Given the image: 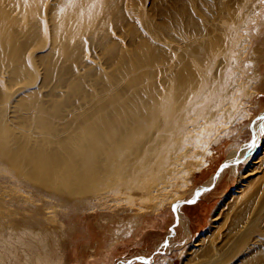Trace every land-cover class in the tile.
I'll return each mask as SVG.
<instances>
[{
  "label": "bare ground",
  "instance_id": "1",
  "mask_svg": "<svg viewBox=\"0 0 264 264\" xmlns=\"http://www.w3.org/2000/svg\"><path fill=\"white\" fill-rule=\"evenodd\" d=\"M226 4L221 1V5ZM46 7L49 9L47 19L41 16ZM231 9L228 6L226 18ZM121 10L122 0H52L50 6L46 0H0V82L12 79L18 84V91L35 87L48 92L45 98L39 96L37 100L33 96L34 100L20 104L21 126L10 127L0 114V136L4 134L11 149L27 146L33 156L43 160L53 159L52 151L47 149L49 146L56 148L69 140L73 166L64 176L75 184L89 181L103 162L122 167V186L136 192L139 209L146 211L158 208L166 200L173 201L176 193L171 189L183 185V169L189 161L194 162L201 174L208 170L207 155L212 152L204 146L203 130L207 125L211 128L219 124L222 116L238 118L240 96L237 98L232 89L245 81L238 63L244 46L237 30L231 31L220 19L209 24L203 18L199 26L191 23L158 27L143 14L149 36L138 37L135 47L113 56L105 48L111 60L110 69L88 67L85 70V65L75 69V63H93L84 49L81 52L86 35L92 39L101 37V46L106 47L105 25L112 16L118 23ZM229 40L234 41L238 53L232 55L231 62L235 61L237 68L230 67L231 81L223 70L224 58L218 57L229 47ZM46 46L49 51L40 68L32 54L36 47ZM70 46H74V64L69 72L73 71L77 81L86 78L91 86L71 90L70 84H65L61 97L67 98V103L59 114L64 120L60 122L59 117L54 131L50 127L52 116L47 110L55 99L53 96H60L56 89L63 86L55 83V62ZM227 56L231 58V52ZM42 74L54 84H36ZM68 120L71 131L63 136ZM68 136L71 137L64 139ZM258 149L250 153L245 148L240 151L243 155L248 152L252 165L241 176L245 183L236 197L240 208L229 222L227 217L223 218L222 244L239 235L248 239L258 230L254 224L264 214V203L256 204L258 190L249 193L253 185L260 182L257 187L264 188V146L262 152ZM235 153L231 150L228 156ZM56 166L60 164L53 163V167ZM38 167L42 173L48 172ZM178 205L174 208L180 218ZM220 214L221 203L212 214V223L220 219ZM215 237L205 244L201 242L204 237H198L196 245L204 244L201 251L206 250V253H200L191 264L216 261L214 250H220L222 244L215 245L220 236ZM261 240L259 232L253 234L234 264L249 262L253 257L261 261L257 254L264 251ZM196 250L191 249L187 254ZM204 256L208 258L202 259Z\"/></svg>",
  "mask_w": 264,
  "mask_h": 264
},
{
  "label": "rangeland",
  "instance_id": "2",
  "mask_svg": "<svg viewBox=\"0 0 264 264\" xmlns=\"http://www.w3.org/2000/svg\"><path fill=\"white\" fill-rule=\"evenodd\" d=\"M221 1L227 4L221 5ZM51 2L46 0L49 6ZM228 6L232 9L226 18ZM48 10L43 8L41 16L47 19ZM143 14L158 27L191 23L199 26L204 18L209 24L220 19L231 31L237 30L244 46L238 63L241 77L245 79L232 89L237 98L240 96L238 118L222 116L219 124L204 127L203 143L212 152L207 155L208 170L201 174L194 162L189 161L183 169V185L171 189L176 193L173 201L166 200L158 208L146 211L139 209L140 199L136 192L122 186L123 168L112 162L99 164L87 182L68 181L64 175L73 166L70 163L71 143L67 140L71 136L64 138L67 141L56 148L49 146L47 149L52 151L53 159L43 160L33 156L27 146L11 149L4 134L1 135L0 264H184L186 261L191 264L200 253H206V250L201 251L202 246L216 239L215 235L220 237L214 244H222L223 218L227 217L229 222L240 208L236 197L245 179L241 176L252 165L247 153L259 147L260 153L264 146V0H122L119 22L116 23L112 16L105 25L108 45L101 46V37L92 39L86 35L83 39L81 52L84 49L93 63L74 64V46L57 58L54 79L57 85L63 86L56 89L60 96H53L55 99L47 110L52 116L50 127L55 131L59 114L67 103V98L61 97L65 84L69 83L71 90L91 86L86 78L77 81L73 71L69 72L70 67L74 64L75 69L82 65L85 70L88 67L110 69L111 60L105 48L113 56L135 47L138 37L149 36ZM228 45L218 57L224 58L223 70L229 79L230 67L237 68V63L231 62L232 55L238 53L234 41L229 40ZM48 51L47 46L36 47L33 51V61L38 67L45 64ZM43 75L36 84H54ZM71 76L74 80H69ZM15 82L12 79L0 82L1 119L10 127L21 126L18 109L22 102L34 100L33 96L37 100L39 96L45 98L48 93L35 87L18 91ZM15 114L17 117H13ZM63 120L60 117L59 121ZM64 128L67 130L62 135L66 136L71 131L70 120ZM243 148L248 150L245 155L240 154ZM231 150L236 151L234 156H228ZM53 163L60 166L53 167ZM38 166L48 172L42 173ZM257 186L253 185L249 193L258 190L256 204H263L264 188ZM219 203L220 219L212 223V214ZM176 204L183 217H177ZM254 226L258 230L248 239L239 235L222 244L220 250H214L217 256L213 264L237 262L256 232L261 235L260 246L264 249V214ZM199 236L204 237L202 246L196 245ZM191 249L197 250L187 254ZM257 254L261 261L253 257L249 262L239 263L264 264V251ZM206 258L208 256L202 257Z\"/></svg>",
  "mask_w": 264,
  "mask_h": 264
}]
</instances>
